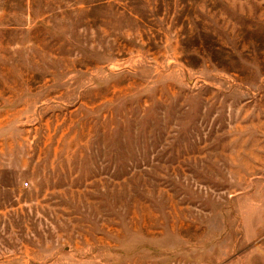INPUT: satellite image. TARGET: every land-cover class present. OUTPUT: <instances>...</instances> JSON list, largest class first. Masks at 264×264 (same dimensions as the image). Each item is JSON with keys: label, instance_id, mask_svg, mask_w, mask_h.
<instances>
[{"label": "rangeland", "instance_id": "obj_1", "mask_svg": "<svg viewBox=\"0 0 264 264\" xmlns=\"http://www.w3.org/2000/svg\"><path fill=\"white\" fill-rule=\"evenodd\" d=\"M0 264H264V0H0Z\"/></svg>", "mask_w": 264, "mask_h": 264}]
</instances>
